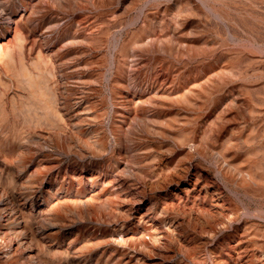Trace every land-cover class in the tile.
<instances>
[{"label":"rangeland","instance_id":"1","mask_svg":"<svg viewBox=\"0 0 264 264\" xmlns=\"http://www.w3.org/2000/svg\"><path fill=\"white\" fill-rule=\"evenodd\" d=\"M0 45V264H264V0H0Z\"/></svg>","mask_w":264,"mask_h":264},{"label":"bare ground","instance_id":"2","mask_svg":"<svg viewBox=\"0 0 264 264\" xmlns=\"http://www.w3.org/2000/svg\"><path fill=\"white\" fill-rule=\"evenodd\" d=\"M5 44V43H4ZM3 44V45H4ZM2 45V44H1ZM0 45V46H1ZM1 48H3V47H1ZM0 48V49H1ZM1 51H2V49H1ZM174 94V93H173ZM174 99V98H173ZM40 109V108H39ZM43 109V108H42ZM45 116V115H44ZM46 119V118H45ZM37 123V122H36ZM62 125V124H61ZM53 127V126H52ZM56 127V126H55ZM188 170H191V169H188ZM187 171V170H186ZM134 172V171H133ZM188 172V171H187ZM190 172V171H189ZM172 173V172H171ZM190 174V173H189ZM178 176H179V174H178ZM183 176V175H182ZM187 176H188V174H187ZM145 177V176H144ZM175 177V176H174ZM180 178V177H179ZM184 178H185V176H184ZM198 179V178H197ZM171 180V179H170ZM173 180V179H172ZM182 180V179H181ZM200 181V180H199ZM199 181L198 180H196L195 182H192L191 181V183H193V191L194 190H198L199 191V193H203L204 192V190H205V188H204V186L203 187H199V185H198V183H199ZM168 183L170 182L171 183V181H167ZM179 182V181H178ZM163 183V182H162ZM188 186H189V184H187V185H185V188L183 189L185 192L188 190ZM206 186V185H205ZM207 190V189H206ZM109 191V190H108ZM191 190H189V192H190ZM219 194H221V193H219ZM14 197V196H13ZM188 197V196H187ZM215 199V198H214ZM218 199V198H217ZM15 200V199H14ZM13 203L15 202V201H12ZM19 202V201H18ZM215 203V202H214ZM9 204H10V202H9ZM18 204V203H17ZM7 205V204H6ZM109 206V205H108ZM14 207V206H13ZM3 208V207H2ZM17 208V207H16ZM23 208V207H22ZM107 208V207H106ZM13 209V208H12ZM220 209V208H219ZM223 209V208H222ZM11 210V209H10ZM18 210V209H17ZM5 211V210H4ZM12 211V210H11ZM8 212V211H7ZM10 212V211H9ZM12 213V212H11ZM23 213V212H22ZM25 213V212H24ZM210 214V213H209ZM5 215V214H4ZM7 215V214H6ZM16 215V214H15ZM18 215V214H17ZM26 215V214H25ZM11 216H13V215H11ZM16 218V217H15ZM25 218V217H24ZM196 218V217H195ZM23 219V218H22ZM24 220V219H23ZM3 221H4V218L2 217V215H0V226H3L4 224H3ZM7 222V221H6ZM28 222V221H27ZM220 222V221H219ZM20 223H21V221H20ZM224 223H225V221H224ZM221 224V223H220ZM16 225H17V220L16 219H13V220H10L9 222H7V224H6V227H7V229H9L10 231H13L15 228H16ZM20 225V224H19ZM211 226V225H210ZM223 226V225H222ZM28 227H29V224H28ZM27 227V228H28ZM5 228V227H4ZM23 228V227H22ZM143 228V227H142ZM147 228V227H146ZM216 228V227H215ZM29 230V229H28ZM147 230V229H146ZM145 230V231H146ZM213 230H215V229H213ZM18 231V230H17ZM30 231H31V229H30ZM9 232V231H8ZM21 232V231H20ZM25 232V231H24ZM28 232V231H27ZM148 232V231H147ZM151 232V231H150ZM11 233V232H10ZM9 233V234H10ZM142 233V232H141ZM23 235V234H22ZM31 235V234H30ZM145 235V234H144ZM151 235V234H150ZM14 236V235H13ZM20 236V235H19ZM143 236V235H142ZM29 237V236H28ZM144 237V236H143ZM14 238V237H13ZM142 238V237H141ZM7 239H8V236H7V233H6V235H4V236H1L0 237V240L1 241H4V242H7ZM143 239V238H142ZM145 239V238H144ZM10 240V239H9ZM14 240H16V239H14ZM166 240V239H165ZM18 241V240H17ZM20 241V240H19ZM18 241V242H19ZM141 241H143V240H141ZM9 242V241H8ZM13 242V241H12ZM139 242V241H138ZM11 243V242H10ZM14 243V242H13ZM24 243H25V241H24ZM141 243V242H140ZM142 243H147V242H145V240H144V242H142ZM15 244V243H14ZM21 244V243H20ZM27 244V243H26ZM7 245V244H6ZM9 245V244H8ZM18 245V244H17ZM22 245V244H21ZM24 245V244H23ZM142 245V244H141ZM8 247V246H7ZM6 248V247H5ZM17 248V247H16ZM15 248V249H16ZM4 249V248H3ZM8 249V248H7ZM10 249H12V246L10 245ZM19 250H20V248H19ZM5 251V250H4ZM15 251V250H14ZM22 251V250H21ZM10 257V256H9ZM13 257V256H12ZM22 257H24V256H22ZM7 258V257H6ZM13 259V258H12ZM11 260V259H10ZM18 261H20V260H18ZM6 262V261H5ZM26 262V261H25ZM8 263V262H7ZM23 263V262H22ZM14 264V263H13Z\"/></svg>","mask_w":264,"mask_h":264}]
</instances>
